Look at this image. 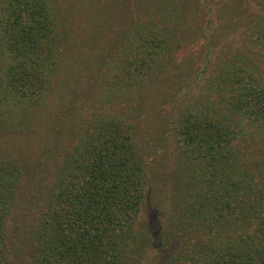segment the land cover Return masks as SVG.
Masks as SVG:
<instances>
[{"label": "rangeland", "instance_id": "obj_1", "mask_svg": "<svg viewBox=\"0 0 264 264\" xmlns=\"http://www.w3.org/2000/svg\"><path fill=\"white\" fill-rule=\"evenodd\" d=\"M47 3L55 47L51 87L28 109L0 107V159L21 169L3 220L4 264H38L45 211L57 208L58 169L102 118L131 129L149 172L136 222L148 240L132 264H163L189 238L175 227V216L183 191L196 187L180 131L189 116L228 99L226 85L236 78L264 83V0ZM7 59L0 55V80ZM225 114L242 123L237 138L244 145L263 140L235 110Z\"/></svg>", "mask_w": 264, "mask_h": 264}, {"label": "trees", "instance_id": "obj_2", "mask_svg": "<svg viewBox=\"0 0 264 264\" xmlns=\"http://www.w3.org/2000/svg\"><path fill=\"white\" fill-rule=\"evenodd\" d=\"M50 15L47 0H1L0 55L9 62L0 80L5 94L0 93V107L28 109L50 89L55 65ZM226 86L228 99L203 116H189L193 120L180 131L188 156L181 154L194 163L196 189L183 191L190 199H182L175 216V227L189 238L163 264H264V137L255 146L244 145L237 138L242 123L225 114L232 108L264 135V83L239 77ZM4 123L0 117V134ZM60 166L57 208L45 211L38 264H132L148 240L136 222L149 172L131 129L102 118ZM20 178L16 164L0 159V264L3 220Z\"/></svg>", "mask_w": 264, "mask_h": 264}]
</instances>
